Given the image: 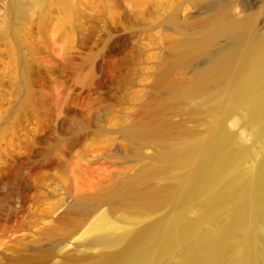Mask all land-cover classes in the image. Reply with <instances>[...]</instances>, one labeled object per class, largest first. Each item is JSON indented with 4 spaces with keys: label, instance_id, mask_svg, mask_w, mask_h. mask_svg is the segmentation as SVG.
I'll list each match as a JSON object with an SVG mask.
<instances>
[{
    "label": "rangeland",
    "instance_id": "rangeland-1",
    "mask_svg": "<svg viewBox=\"0 0 264 264\" xmlns=\"http://www.w3.org/2000/svg\"><path fill=\"white\" fill-rule=\"evenodd\" d=\"M218 18L264 32V0H0V264H118L99 216L138 236L169 218L131 193L171 185L168 151L212 128L201 95L178 96L197 46L226 43Z\"/></svg>",
    "mask_w": 264,
    "mask_h": 264
},
{
    "label": "bare ground",
    "instance_id": "bare-ground-1",
    "mask_svg": "<svg viewBox=\"0 0 264 264\" xmlns=\"http://www.w3.org/2000/svg\"><path fill=\"white\" fill-rule=\"evenodd\" d=\"M212 31L228 35L226 43L209 50L210 35L197 46L199 85L178 96L201 95L212 128L185 136L168 151L183 168L171 185L131 193L140 209L168 202L171 215L140 236L104 216L91 225L106 245L123 246L118 264H264V32L222 18ZM233 108L247 125L237 134L223 125ZM191 209L196 214L189 218Z\"/></svg>",
    "mask_w": 264,
    "mask_h": 264
}]
</instances>
